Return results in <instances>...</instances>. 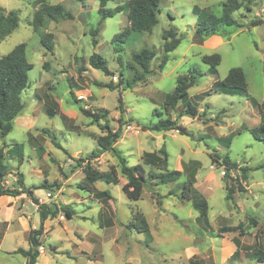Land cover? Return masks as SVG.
I'll return each mask as SVG.
<instances>
[{
    "label": "rangeland",
    "instance_id": "374dc122",
    "mask_svg": "<svg viewBox=\"0 0 264 264\" xmlns=\"http://www.w3.org/2000/svg\"><path fill=\"white\" fill-rule=\"evenodd\" d=\"M39 1L0 0V6L18 14L16 29L0 39V56L24 42L26 58L32 64L28 86L21 93L22 113L13 120L11 131L5 137L0 135L4 173L13 171L10 177L0 176V181H5L4 188L22 187L20 172L31 191L48 184L42 189L53 191L50 206L58 210L56 216L48 217L46 229L43 225L38 236L43 248L38 264H264V140L244 129L259 124V105H264V0H252L250 10L242 6L234 11L237 25L221 27L216 35L222 42L210 44L202 43L207 37L201 43L194 41L193 8L219 15L225 0H160L158 22L151 31L133 32L123 41H112L128 26L126 13L114 8L127 0H105L103 7L114 11L106 18L98 13L101 0H44L60 3L73 16L50 21L44 29L53 34L52 52L41 45L30 22ZM255 19L262 22L251 26ZM171 26L182 38L159 69L162 32ZM92 30L97 33L92 35ZM144 47L156 55L150 61V72L136 79L142 69L132 53ZM93 53L106 60L109 74L89 65ZM213 53L220 55L215 74L201 60ZM193 67L202 73L188 89L198 115L180 120L178 109H166L163 99L174 89L177 76ZM232 67L243 70L246 94L228 95L214 89V81L224 78ZM78 93H85L86 99L78 100ZM46 106L55 113L49 115ZM80 107L106 113L94 120ZM166 117L175 118L178 124L181 121L186 132L146 129ZM29 120L32 123L27 126ZM106 124L119 130L114 147L126 164H140L144 170L146 182L138 200H130L124 193L127 179L113 150L104 152L101 159L88 157L97 148L94 138L105 132ZM127 124L138 126V132H126ZM13 143L20 150L8 151ZM160 148L167 153L166 163L145 160V153L163 158ZM225 155L237 164L227 173L220 164ZM86 156L95 169L111 172L117 182H88L76 163ZM180 159L182 167L196 169L194 187L207 201L208 225L197 220L198 211L180 197L179 183L186 175L167 184L153 185L148 179L150 169H176ZM68 176L70 180L63 184ZM227 185L233 186L230 199L225 198ZM95 191H105L110 197L97 196ZM31 201L42 204L34 196ZM29 203L28 209L35 208L39 216V208ZM65 206L72 210L71 217L58 221ZM140 215L147 232L128 227ZM1 222L0 214V237L5 230ZM17 246L28 248L29 242L22 232L11 228L1 242L0 264H26L25 256L7 251Z\"/></svg>",
    "mask_w": 264,
    "mask_h": 264
},
{
    "label": "trees",
    "instance_id": "16d2710c",
    "mask_svg": "<svg viewBox=\"0 0 264 264\" xmlns=\"http://www.w3.org/2000/svg\"><path fill=\"white\" fill-rule=\"evenodd\" d=\"M105 0H101L100 7L98 8V13H100L102 18L110 17L116 12H125L128 21V26L122 31L116 33L112 41L121 40L126 38L131 33H142L149 32L154 25L158 22L159 13V2L160 0H127L121 4L116 5L114 11L105 9ZM252 0H225L221 3V13L216 15L212 12H206L194 6L193 13L196 15L195 27H194V41L201 43L202 40L210 35L218 34L221 27L237 25L236 19L232 16V13L242 6L247 10H250L249 4ZM72 14L60 3L50 4L44 0H40L36 5V8L32 14L31 25L33 31L40 35V43L46 50L52 52L53 44L51 39L53 34L49 31H44L50 21H57L63 18H72ZM262 20H252L250 22L251 26L260 24ZM18 26V14L15 10H6L0 6V39H3L9 33L16 29ZM97 30H92L91 34L95 35ZM163 56L158 64L159 69H162L165 63L169 60V53L173 51L179 44L182 35L177 33L175 27H169L163 30ZM92 41L96 43L93 38ZM26 44L20 42L14 45L8 52L0 56V135L5 137L12 129L13 120L22 113L23 103L21 101V93L28 86V71L32 68V64L27 60L26 54ZM156 52L153 49L141 48L132 53L133 60L141 67V75L136 77L140 79L145 76L146 73L150 72L149 64L154 58ZM201 60L208 64V71L211 74H215L217 71V66L220 62V55L217 53L208 54L201 56ZM89 65L93 68L102 70L105 74H109V70L106 65V60L98 53H93L88 58ZM202 73L196 69L191 68L187 73H183L177 76L176 85L174 89L167 92L164 95L163 105L166 109L176 110L178 109V115L181 116H191L195 117L198 115L197 105L193 104L189 100L188 89L195 85L198 78ZM97 85L100 83L95 82ZM102 86L109 87L113 89L110 84H102ZM213 87L215 90L228 94V95H240L247 93V82L245 80V75L240 67H232L228 70V73L224 78L214 81ZM250 100L257 104V102L250 98ZM82 113L87 116L92 117L94 120H98L105 116L106 111L104 109L98 110L97 112H92V110L80 107ZM45 111L49 115H53L55 111L51 107H45ZM259 116L260 122L258 125L253 127L244 126L245 130H248L254 138L258 140H264V105H259ZM105 132L95 139L97 143V148L92 150L88 157L96 158L102 152L107 150H113L118 156L119 162L121 164V172L126 177L127 181L122 186V189L126 196L130 200H138L141 197L143 186L146 182L144 176V170L140 164L134 166H128L126 164L125 158L120 155L115 149L114 145L119 139L120 132L118 129L112 130L107 124L104 126ZM146 129L152 130H178L179 133H185V128L176 122V119L170 117L159 118L155 123L151 124ZM225 139V138H224ZM229 138H226V145L229 144ZM20 147H18V150ZM159 151L162 153L161 156H156L154 153H145V160L147 162L158 163L163 161L166 163L167 153L165 149L160 148ZM2 154L0 153V176L4 174L5 164L1 161ZM86 156V159H77V165H82V170L85 174V178L88 182L92 183L99 179H104L107 182H117L116 178L112 177L111 172L99 171L95 169L90 162V159ZM213 162L217 161L213 156H211ZM84 162V164H82ZM224 164L225 172L227 173L230 169L236 168V162L229 159L227 155L222 157V163ZM244 171V168H241ZM196 169L188 170L184 165L182 170L177 169H150L147 173L148 179L153 185L159 183L167 184L178 180L182 175H186L185 179L179 183L180 197L185 198L191 202L192 207L198 211L199 215L197 220H203L206 225L207 223V212L208 204L206 199L200 194V192L194 187ZM244 177L243 174H241ZM228 176V174H226ZM20 184L22 182L20 181ZM48 184L42 183L38 187H47ZM225 198L230 199L233 186H226ZM22 192H26L27 195L31 196V190H23L17 188H4L0 184V195H10L16 196ZM97 196H108L105 191H95ZM35 201H37L34 198ZM67 218L71 217L72 210L68 207H62ZM58 210L52 208L47 204H39V226L37 229H31L28 234L29 247L24 249L19 247L15 250V253H20L27 258L26 264H35L39 256L38 247L40 245L38 236L43 231V222L49 216H56ZM136 222H131L128 227L138 228V232H147L148 226L145 219L140 215L136 216ZM231 229V228H230ZM236 251L233 253V255ZM232 255V256H233ZM261 258V257H259ZM262 259V258H261Z\"/></svg>",
    "mask_w": 264,
    "mask_h": 264
},
{
    "label": "crops",
    "instance_id": "0c3cea01",
    "mask_svg": "<svg viewBox=\"0 0 264 264\" xmlns=\"http://www.w3.org/2000/svg\"><path fill=\"white\" fill-rule=\"evenodd\" d=\"M211 41H217L220 43L222 42L221 37L214 34V35L208 36L207 39L203 40L202 43L210 44ZM183 117L184 116H181L180 120H182ZM172 119H175V118H172ZM31 123H32V120H29L25 124L27 126H29ZM179 123L181 124V121H179ZM172 130L175 131V129H172ZM118 140L116 141V143L118 142ZM18 147H19L18 143H13L12 146L10 148H8L7 150L8 151H15V150L18 151ZM4 151H5V149H4ZM104 152H106V151H104ZM104 152H102L95 159H101L104 155ZM2 156H3V154H2ZM19 159H21V157H19ZM181 161H182V159L177 160V167H176L177 170L183 169ZM82 164H84V162ZM78 167L82 170V165L78 166ZM39 171L42 173L41 169H39ZM12 172L13 171H7L6 173H4L5 175H3L2 178L10 177L12 175ZM19 174L21 176L20 180L22 182V188L25 189L26 187L23 183L22 174L20 172H19ZM45 179H47V178L45 177ZM69 180H70V176L65 177V179L63 180V184H66V182H68ZM4 182L5 181H3L1 179V181H0L1 186H4ZM20 188H21V186L17 189H20ZM25 190H29V188H26ZM43 190L44 189H42V188H34L32 190V195L34 197L40 198L42 203L47 204L49 206L52 205V203H54V202L50 201L49 199L46 198V192L51 191V190L45 189L44 192H43ZM51 192H53V191H51ZM27 201L29 203L30 196L27 195L26 192H22L16 196H10V195H5V194L0 195V214L2 215V222L1 223L5 224V230L0 237V246H1V242L4 238V234L7 231H9L11 228L16 229L17 232L18 231L22 232L24 234V236H26V238L28 239L27 234H29L28 231H30V228H33L39 224L40 219H39L37 211L35 210V208H33V210H29L27 207V204H26ZM21 205L23 206L22 208L20 207ZM29 205H30V203H29ZM34 211L36 212V214L34 213ZM47 220H48V218H46L43 222L44 229H46L45 227H46V221ZM25 232H27V234ZM17 248H19V247L18 246L13 247L12 249L7 250V251H13V250H16ZM24 249H27V248H24ZM38 263H39L38 261L35 262V264H38Z\"/></svg>",
    "mask_w": 264,
    "mask_h": 264
},
{
    "label": "built area",
    "instance_id": "2783aa9c",
    "mask_svg": "<svg viewBox=\"0 0 264 264\" xmlns=\"http://www.w3.org/2000/svg\"><path fill=\"white\" fill-rule=\"evenodd\" d=\"M112 79H115L116 80V77L115 76H112ZM77 99L78 100H85L86 99V94L85 93H78L76 95ZM87 107V106H86ZM126 132H129V133H137L139 128L138 126L134 125V124H127L125 126V129H124ZM178 131V130H176ZM223 172V171H222ZM225 173V172H223ZM54 195L53 192L51 191H48L46 192V198L47 199H50L52 198ZM31 205L35 206L36 208H39V204L38 203H33L32 201L30 202ZM65 219V213H59L58 217H57V220L58 221H63ZM38 251L39 253H43V248L42 247H38Z\"/></svg>",
    "mask_w": 264,
    "mask_h": 264
}]
</instances>
